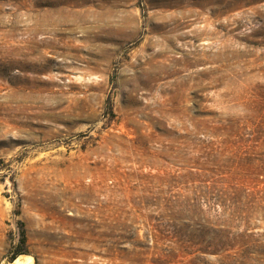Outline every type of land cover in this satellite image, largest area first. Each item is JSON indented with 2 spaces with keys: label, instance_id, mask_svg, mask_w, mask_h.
I'll list each match as a JSON object with an SVG mask.
<instances>
[{
  "label": "rangeland",
  "instance_id": "1",
  "mask_svg": "<svg viewBox=\"0 0 264 264\" xmlns=\"http://www.w3.org/2000/svg\"><path fill=\"white\" fill-rule=\"evenodd\" d=\"M18 258L264 264V0H0Z\"/></svg>",
  "mask_w": 264,
  "mask_h": 264
},
{
  "label": "bare ground",
  "instance_id": "2",
  "mask_svg": "<svg viewBox=\"0 0 264 264\" xmlns=\"http://www.w3.org/2000/svg\"><path fill=\"white\" fill-rule=\"evenodd\" d=\"M11 264H33V262L31 258H27L26 260H22L21 258H18L16 259V261L12 262Z\"/></svg>",
  "mask_w": 264,
  "mask_h": 264
},
{
  "label": "trees",
  "instance_id": "3",
  "mask_svg": "<svg viewBox=\"0 0 264 264\" xmlns=\"http://www.w3.org/2000/svg\"><path fill=\"white\" fill-rule=\"evenodd\" d=\"M24 238H25V235H24ZM20 254H22V253H20Z\"/></svg>",
  "mask_w": 264,
  "mask_h": 264
}]
</instances>
